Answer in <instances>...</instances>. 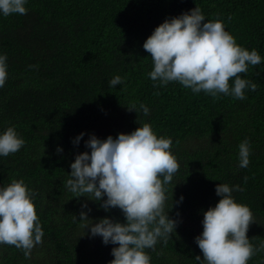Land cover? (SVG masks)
<instances>
[{"label":"trees","instance_id":"obj_1","mask_svg":"<svg viewBox=\"0 0 264 264\" xmlns=\"http://www.w3.org/2000/svg\"><path fill=\"white\" fill-rule=\"evenodd\" d=\"M195 6L207 19L224 21L239 45L264 57V0H28L26 14L0 16V53L8 63L0 130L15 125L25 140L19 151L0 157V186L23 178L36 194L44 232L28 258L0 244V264H109L116 245L90 236L87 228L83 234L80 212L93 222L108 216L123 223L121 210L106 212L100 201L72 197L65 181L75 155L90 151L89 134L115 138L145 122L158 136L172 138L179 162L165 204L178 223L169 238L146 249L151 264H199L194 237L202 231L203 211L220 198L219 182L244 189L233 196L253 214L246 235L253 245L264 241V61L239 74L256 84L244 89L243 100L193 94L178 82L154 87L148 77L153 64L143 41L165 18ZM115 75L123 82L111 87ZM133 103L147 105L149 114L127 107ZM245 138L249 165L239 168L238 146ZM248 264H264V251Z\"/></svg>","mask_w":264,"mask_h":264},{"label":"clouds","instance_id":"obj_2","mask_svg":"<svg viewBox=\"0 0 264 264\" xmlns=\"http://www.w3.org/2000/svg\"><path fill=\"white\" fill-rule=\"evenodd\" d=\"M27 3L28 0H0V16L26 14ZM142 47L152 59L148 77L154 87L157 83L166 86L178 82L193 94L203 91L213 98L223 94L243 100L244 89L255 90L256 84L239 74L264 61L256 49L239 45L226 30L224 21L207 19L197 6L165 18L146 37ZM7 79V55L0 53V88ZM122 82V77L115 75L109 86ZM127 107L144 116L150 112L143 103ZM83 136L82 131L72 142L78 144ZM24 144L15 125L0 130V157L16 153ZM172 144L171 137L158 136L151 124L145 122L131 132H118L115 138L110 134L103 139L89 134L85 146L90 151L79 152L70 162L65 187L72 197L100 201L99 207L104 211L119 208L124 216L123 223L108 216L93 222L86 211L80 212L79 220L85 221L81 225L83 234L87 228L90 236L98 235L102 243L116 245L111 249L113 259L109 264H151L146 249H154L159 241L175 232L178 221L169 217L171 207H165L166 186L179 169ZM238 149V167L246 168L250 156L247 138ZM56 151L62 148L57 146ZM235 191L244 189L221 182L215 185L220 198L203 211L202 231L194 237L202 253V257H194L199 264H248L257 252L264 251V241L253 245L246 235L254 218L247 205L235 200ZM35 195L23 178L0 186V244L23 250L26 258L34 246L42 243L44 235L34 206ZM182 200L181 195L178 202ZM82 207L87 209V204Z\"/></svg>","mask_w":264,"mask_h":264}]
</instances>
